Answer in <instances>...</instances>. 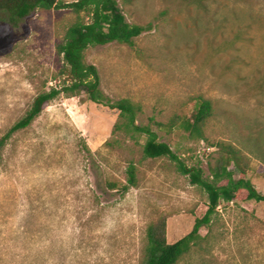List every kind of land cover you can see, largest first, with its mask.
<instances>
[{"label":"rangeland","instance_id":"1","mask_svg":"<svg viewBox=\"0 0 264 264\" xmlns=\"http://www.w3.org/2000/svg\"><path fill=\"white\" fill-rule=\"evenodd\" d=\"M116 1L127 22L150 28L132 46L85 51L100 90L112 101L138 103L135 123L204 176L217 142L242 149L246 177L264 194V0ZM74 19L69 9H38L16 24L0 22V137L57 83L55 45ZM202 98L214 110L205 140L165 126L174 115L189 117ZM117 120V111L88 101L84 91L59 94L7 139L0 264H139L150 222L163 218L165 241L173 243L205 214V193L167 158L143 157L144 137L112 135ZM130 162L136 185L110 189L107 182H125ZM199 233L200 248L177 264H264V202H221Z\"/></svg>","mask_w":264,"mask_h":264},{"label":"trees","instance_id":"2","mask_svg":"<svg viewBox=\"0 0 264 264\" xmlns=\"http://www.w3.org/2000/svg\"><path fill=\"white\" fill-rule=\"evenodd\" d=\"M183 2L203 5V0ZM38 9H69L75 14V19L55 45L56 54L62 62L56 77L57 83L39 92L24 114L0 137V153L12 133L29 126L44 106L59 94L73 96L84 91L88 101L117 111L118 120L113 124L112 135L124 134L130 139L144 137L141 146L143 157L167 158L175 164L181 175L187 176L192 185H196L205 193L207 199L205 214L196 218L191 230L173 243L165 241L163 218L150 222L144 231L145 242L139 264H177L193 248H200L204 236H201L199 231L209 225L221 202H264V194L258 192L246 177L248 163L242 149L230 142H217L215 157L208 164V176H204L200 167H187L166 143L157 141L156 134L147 125L135 123V118L140 112L138 103L127 98L112 101L100 90L97 69L85 62V51L90 47L109 43L132 46L133 39L149 29V26L127 22L116 0H0V22L16 24L27 19ZM213 112L212 102L202 98L195 104L189 117L174 115L165 126L182 129L190 139L205 140L204 128ZM249 139L257 145V138ZM105 145L110 146L112 142L106 141ZM136 183L137 168L130 162L125 169V182L119 186L115 182H107V186L125 192Z\"/></svg>","mask_w":264,"mask_h":264}]
</instances>
